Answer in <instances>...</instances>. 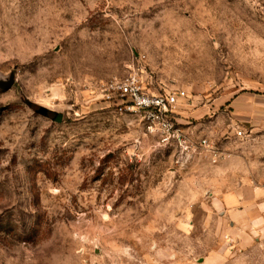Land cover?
I'll use <instances>...</instances> for the list:
<instances>
[{"label":"rangeland","instance_id":"374dc122","mask_svg":"<svg viewBox=\"0 0 264 264\" xmlns=\"http://www.w3.org/2000/svg\"><path fill=\"white\" fill-rule=\"evenodd\" d=\"M130 73L224 162L148 137ZM0 264H264V0H0Z\"/></svg>","mask_w":264,"mask_h":264},{"label":"built area","instance_id":"2783aa9c","mask_svg":"<svg viewBox=\"0 0 264 264\" xmlns=\"http://www.w3.org/2000/svg\"><path fill=\"white\" fill-rule=\"evenodd\" d=\"M115 88L126 100L125 110L141 119L146 135L154 138L161 147L176 151L181 160L205 153L210 164L217 166L228 157L224 144L205 137L196 140L178 124L181 101L185 100L183 91L152 93L142 85L135 73H130ZM243 134V131L237 132L238 136Z\"/></svg>","mask_w":264,"mask_h":264},{"label":"crops","instance_id":"0c3cea01","mask_svg":"<svg viewBox=\"0 0 264 264\" xmlns=\"http://www.w3.org/2000/svg\"><path fill=\"white\" fill-rule=\"evenodd\" d=\"M225 147V146H224ZM224 161H222L220 164H222ZM219 164V165H220ZM218 189L214 187L212 195H217ZM221 192H219L220 194ZM243 191L241 189H236L234 191H231L229 193H221V195L217 196V200L219 199L220 206L222 208H233L236 206V204L239 202L240 197L243 195ZM216 200V199H214ZM215 260V259H214Z\"/></svg>","mask_w":264,"mask_h":264},{"label":"water","instance_id":"95a60500","mask_svg":"<svg viewBox=\"0 0 264 264\" xmlns=\"http://www.w3.org/2000/svg\"><path fill=\"white\" fill-rule=\"evenodd\" d=\"M8 86H10V85H8ZM40 110H41V112H43L47 116L53 118L54 120H56V121L60 120V116L58 114H56L55 112L50 111V110H46V109H42V108Z\"/></svg>","mask_w":264,"mask_h":264}]
</instances>
